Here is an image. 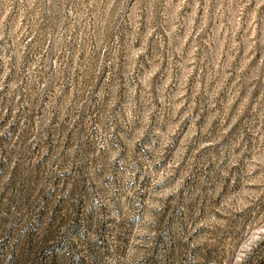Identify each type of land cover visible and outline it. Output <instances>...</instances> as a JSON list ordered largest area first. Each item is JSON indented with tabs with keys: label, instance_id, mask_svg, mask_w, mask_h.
Returning a JSON list of instances; mask_svg holds the SVG:
<instances>
[{
	"label": "clouds",
	"instance_id": "obj_1",
	"mask_svg": "<svg viewBox=\"0 0 264 264\" xmlns=\"http://www.w3.org/2000/svg\"><path fill=\"white\" fill-rule=\"evenodd\" d=\"M17 4L20 16L10 21ZM37 7L46 13L42 28H50V32H37L23 24L33 19L27 13ZM186 8L190 9L187 13ZM142 14L147 17L143 31ZM205 47L208 51L201 56ZM241 51V63L246 64L257 52L264 60V0H134L131 7L129 0H0V114L7 113V89L9 102L17 101L16 112L39 102L43 115L37 123L42 132L57 118L83 124L76 139L79 146L67 156L63 151L45 153L52 156L48 181H54L45 199L51 200L59 185L60 203L72 200L74 221L81 229L74 242L58 249L54 264H149L163 239L164 202L179 191L181 180H172L169 191L158 195L169 179L163 184L154 180V172L163 164L153 161L144 149V143L150 142L144 134L173 135L178 127L174 113L185 98L190 79L193 97L201 91L207 93L200 87L201 76L222 80ZM165 54L167 70L162 67ZM117 66L122 69V83L117 80ZM158 73H162L159 80ZM105 74L107 87L101 88L95 78ZM94 101L103 103L95 117L87 112ZM157 101L162 109L172 110L167 131L153 123V117L160 114ZM258 123L250 156L264 169V115ZM0 135L8 140L6 133ZM89 144L92 153L87 151ZM160 147L162 150L164 144ZM236 149H241L239 143L233 146L232 156L239 160L244 150L237 154ZM173 175L169 170L167 177ZM252 212L264 214V205L254 203L249 209ZM97 216L99 228L93 230L91 222ZM34 226L39 229V219L28 228ZM17 227L13 222L0 240V245L5 240L12 244L10 249L8 243L0 250V264H17L21 241L26 235L29 239L35 235L34 230L21 229L13 241ZM117 228L124 229V235L116 234ZM133 239L139 243L133 244ZM262 245L264 238L243 260L238 258V245L233 247L228 264H254ZM131 248L135 252L130 256Z\"/></svg>",
	"mask_w": 264,
	"mask_h": 264
},
{
	"label": "rangeland",
	"instance_id": "obj_2",
	"mask_svg": "<svg viewBox=\"0 0 264 264\" xmlns=\"http://www.w3.org/2000/svg\"><path fill=\"white\" fill-rule=\"evenodd\" d=\"M133 3L134 0H129V7ZM184 11L187 13L190 9ZM27 15L33 19L24 20V25H31L37 32L51 31L50 28H42L46 13L38 7ZM200 15L202 13L198 14L197 24ZM19 16L17 4L9 20L15 21ZM140 19L143 31L147 17L142 14ZM154 41V37L149 41V53L153 51ZM207 51L205 47L200 55H205ZM243 56V51L236 55L222 80L212 81L206 74L201 76L200 87L207 93L201 91L193 97V82L190 79L185 98L174 113L178 127L173 135L144 134L143 138L150 140L144 143V149L151 154L153 161L163 164V168L154 172V180L163 184L169 179L168 185L161 187L158 195L169 191L172 180H181L179 191L164 202L165 211L161 213L160 225L163 239L149 264H228L233 247L238 245V258L243 260L264 238V214L249 213L254 203L264 205V169L258 167L250 156L254 151L252 145L256 141L259 117L264 115V60L257 52L245 64L241 63ZM120 59L117 56L118 62ZM141 61L147 66L144 57ZM237 64L240 67H236ZM162 67L164 70L168 68L166 54ZM116 71L117 80L122 83V69L117 66ZM161 75L158 73L156 79L159 80ZM107 80L108 75L105 74L95 78V83L106 88ZM9 83L11 81H6V84ZM16 103L15 98L9 102L6 89L4 106L7 113L0 114L3 115L0 133L8 136L6 141L0 135V146L4 149L0 151V240H3L12 223L17 222L13 241L21 229L27 228L29 233L35 231L31 239L26 235L21 241L17 249V264H54L58 249L63 250L67 244L74 242L81 229L74 221L76 211L72 200L65 199L60 203L59 185H56L57 194L51 200L45 199L48 190L54 186V181H48L52 156L46 157L45 153L63 151L67 156L79 146L76 139L83 124L82 121L72 124L57 118L42 132L37 123L38 117L43 115L39 102L33 101L31 107H22L18 112L14 109ZM20 103L23 104V97ZM102 108V102L94 101L87 112L95 117ZM156 108L160 114L153 117V123L167 131L172 110L162 109L159 101ZM161 143L164 144L162 150ZM236 143L244 150L239 160L232 158ZM241 149L235 150L237 154ZM87 151L92 153L91 144L87 146ZM169 170L174 174L172 178L167 177ZM63 183L61 181V185ZM84 211L86 214L87 207ZM38 219L39 229L35 226L28 228ZM99 219V216L93 218V230L99 228ZM136 219L139 221L140 217ZM124 232V229L116 230V234L121 236ZM8 243L10 249L11 242L4 241V245ZM132 243L139 241L133 239ZM4 245H0V250ZM153 248H156L155 243ZM261 248L254 264H264V245ZM134 252L135 248H131L129 255ZM6 259L11 260L12 256L6 253Z\"/></svg>",
	"mask_w": 264,
	"mask_h": 264
}]
</instances>
